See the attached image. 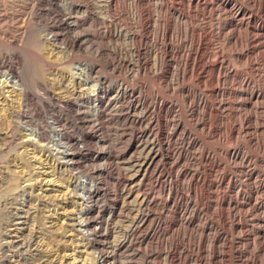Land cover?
<instances>
[{
	"label": "rangeland",
	"instance_id": "obj_1",
	"mask_svg": "<svg viewBox=\"0 0 264 264\" xmlns=\"http://www.w3.org/2000/svg\"><path fill=\"white\" fill-rule=\"evenodd\" d=\"M231 1L0 0V178L20 170L35 184L56 165L49 187L69 210L94 190L88 231L66 237L78 264L99 260L79 241L115 264H172L169 250L176 264H264V0ZM239 8L250 25H232ZM33 131L41 146L69 147L73 168L45 148L33 174ZM34 192L8 208L29 210V249H0V264H37L60 242ZM130 194H148L156 213L140 230Z\"/></svg>",
	"mask_w": 264,
	"mask_h": 264
},
{
	"label": "bare ground",
	"instance_id": "obj_2",
	"mask_svg": "<svg viewBox=\"0 0 264 264\" xmlns=\"http://www.w3.org/2000/svg\"><path fill=\"white\" fill-rule=\"evenodd\" d=\"M209 1V0H208ZM223 2H225V4L229 5L231 4V0H223ZM206 5V4H205ZM234 22L232 23V25L234 26H243L244 24L246 25H250V23L252 22L254 16L251 13V11L249 12L246 9L243 8H239L236 9L234 11ZM248 22V23H247ZM254 31L256 32H260L261 29L253 27L252 28ZM257 36V35H256ZM9 80V79H8ZM7 81V80H6ZM8 82V81H7ZM11 83V82H10ZM9 84V83H8ZM16 81L14 82L13 85H16ZM5 82H3V85L0 86H4ZM10 85V84H9ZM72 85V84H71ZM19 86V85H18ZM5 87V86H4ZM3 87V91L7 88L4 89ZM7 87V86H6ZM13 87V86H12ZM20 87V86H19ZM17 88V87H16ZM9 91V89H8ZM132 91V89H131ZM5 92V91H4ZM10 92V91H9ZM14 92V91H12ZM11 93V92H10ZM69 93V92H68ZM70 94V93H69ZM133 94V93H132ZM93 95L97 96L100 100V102H103V97L99 95L98 89L97 92H95ZM3 97V96H2ZM1 97V98H2ZM8 100V99H7ZM4 101V100H3ZM6 101V100H5ZM36 101V100H35ZM97 104V103H96ZM158 105V103H157ZM4 106V105H3ZM99 106V104H98ZM101 106V105H100ZM99 106V107H100ZM2 108V107H1ZM0 108V109H1ZM1 111V110H0ZM13 111V110H12ZM97 111V110H96ZM151 113V112H150ZM4 114V112H3ZM5 115V114H4ZM3 116V115H2ZM1 118V117H0ZM7 122V121H6ZM57 123V122H56ZM55 123V124H56ZM1 124V123H0ZM53 125V123H52ZM1 127V126H0ZM26 129V128H25ZM29 130V129H28ZM27 130V131H28ZM55 130V129H54ZM37 131V130H36ZM25 132V131H23ZM35 131L29 133V134H25L27 136V138L25 139V141L27 142L26 145L31 146V153L33 154L31 157H29V161L28 164H30V167L33 169V174L38 173L37 170V164L39 161V152L42 150H44L45 148L49 151H51L54 155H61V158L58 156V158L62 159L59 161V166L61 167H72L74 166L75 162H74V156L73 153L70 152V149L65 148V150H60L59 146L58 148H53L50 144V147H48L49 145H40L39 140L35 137H37L36 133L34 134ZM62 132V131H61ZM38 133V132H37ZM58 133V132H57ZM5 132L2 131V129L0 128V139L2 138L1 136L4 135ZM42 134V132H41ZM8 135V134H7ZM35 135L33 138L32 136ZM58 138H60V140L62 141L63 136L62 133L57 134ZM64 135V134H63ZM45 136V135H44ZM21 137V136H19ZM65 137V136H64ZM22 138V137H21ZM38 138V137H37ZM53 138V137H52ZM6 139V138H4ZM40 139V138H39ZM45 139V138H44ZM54 139V138H53ZM67 139V138H66ZM65 139V140H66ZM64 140V139H63ZM1 141V140H0ZM24 141V142H25ZM53 141V140H52ZM51 141V142H52ZM67 141V140H66ZM47 142V141H46ZM153 142V141H152ZM57 143V142H56ZM64 143V142H63ZM49 144V143H48ZM149 144V143H148ZM60 145V144H59ZM68 145V144H67ZM39 146H41L42 148L39 149ZM148 146V145H147ZM145 149V147H144ZM153 149V147L151 148ZM151 149L149 151H151ZM159 151V150H158ZM10 152V151H9ZM40 152V153H41ZM50 152V153H51ZM28 153V152H27ZM30 153V154H31ZM75 154V153H74ZM150 155H148L147 157V161H145V163L143 165H141V170H145L148 171V169H150L151 165H153V163L160 158L161 154L157 151L153 152L152 154L149 153ZM27 156V155H26ZM25 156V157H26ZM49 156V155H48ZM53 156V155H52ZM163 156V155H162ZM54 157V156H53ZM19 159V158H18ZM161 159V158H160ZM59 160V159H58ZM49 161V160H48ZM56 161V160H55ZM158 162V161H157ZM53 163V162H52ZM49 165V164H48ZM55 165V164H54ZM58 165V164H57ZM155 165V164H154ZM23 166V165H22ZM39 166V165H38ZM56 166V165H55ZM50 167L52 168L50 172L47 171H43L41 175H38L36 177V183L35 184H25L24 182L26 181H30V179L32 180V178L29 177V179H25V176L21 173V171H17V170H11V175H10V182H8L9 180H7L5 182V172L2 174V177L0 178V249H4L5 251H10L11 248L13 249V247H17V249H19V251H23L28 250L29 249V245L27 247V244H25V235L26 232L32 233L30 231L31 228H29V222H30V212L29 210H26L24 208H16V211H11L10 213L8 212V208H10V205L12 206L13 204H16L19 196L23 195L22 193H25L28 188L31 189V193L33 194L34 190L37 189V197L39 198L40 201L43 202V205L45 207L44 212L42 213V217H43V225L46 228H49V232H52V235L55 234L58 237L57 241H62L65 243V245L61 246L60 242L55 245L54 247H50V252H44V254L42 253H37L35 254V257L37 258L36 261L38 262L37 264H78L77 257L76 254L74 255L72 252L76 250V248H73L71 246V244L68 243V240H66V237H68L69 235L72 234V231L77 229L78 231L84 232L87 228H88V223H85V217L88 214V207L89 206V202H91L92 199V194H94V190H92L91 188L89 190H85L84 192H82L81 196L79 197V200H81V202L78 203V206L76 208H72L71 210H69L68 208H66V206L63 205L62 201H65V199L68 198H63L65 197V194L62 193L63 197H61L60 195H56L53 193L54 189L49 187L50 185H52V183H55V179L50 178V174L53 173V170L55 172L57 167ZM11 167V166H10ZM17 167V166H16ZM27 167V166H26ZM59 167V168H60ZM39 168V167H38ZM73 168V167H72ZM2 169V168H1ZM5 169V168H3ZM22 169V168H21ZM25 169V168H24ZM67 169V168H66ZM6 170V169H5ZM35 170V172H34ZM69 170V169H68ZM71 170V169H70ZM32 171V170H31ZM163 172V171H162ZM162 172H160V175H162ZM59 173V172H58ZM40 174V173H39ZM45 175V176H44ZM49 175V177H48ZM159 176V175H158ZM162 177V176H161ZM193 177V176H192ZM8 182V183H7ZM33 182V180H32ZM85 182V181H84ZM128 183V182H127ZM78 184V183H77ZM57 185V184H56ZM55 185V186H56ZM79 185V184H78ZM76 185V186H78ZM82 185V184H81ZM92 185V184H90ZM68 186V185H67ZM95 186V185H94ZM53 187V186H52ZM83 187V186H81ZM36 188V189H35ZM66 188V187H65ZM86 188V187H85ZM97 188V187H96ZM95 188V189H96ZM139 188V187H138ZM67 189V188H66ZM94 189V188H93ZM143 189V188H142ZM77 190V189H76ZM75 191V190H74ZM97 191V190H96ZM55 192V191H54ZM61 192V191H60ZM63 192V191H62ZM69 192V191H68ZM35 193V192H34ZM65 193V192H64ZM80 193V192H79ZM131 193V192H130ZM79 195V194H78ZM36 196V195H35ZM133 195L130 194L128 196V201L129 203L131 202H139V209H137V213L134 216V220H133V225L136 227V229L140 230L143 227H145L148 223H150L151 221H153L154 219H156L155 214L152 212L151 209V202L152 200L149 199L148 194H144L141 197H139V195L136 197H132ZM29 198L30 195H29ZM74 198V197H73ZM26 199V198H25ZM64 199V200H63ZM126 199V198H125ZM31 200V199H30ZM70 200V199H69ZM68 200V201H69ZM16 201V202H15ZM94 201V200H93ZM127 201V200H126ZM23 202V201H22ZM29 202V201H28ZM25 203V202H24ZM40 203V202H39ZM19 204V203H18ZM66 204V203H64ZM42 205V204H41ZM51 205V206H50ZM68 205V204H67ZM117 205V204H116ZM124 205V204H123ZM127 205V204H126ZM134 205V204H133ZM16 206V205H15ZM21 206V205H20ZM53 206V208L50 207ZM94 206V205H93ZM18 207V205H17ZM25 207V206H24ZM49 207V208H48ZM135 207V206H134ZM123 208V207H122ZM30 209V207H29ZM42 209V208H41ZM133 209V208H130ZM15 210V209H14ZM31 210V209H30ZM36 210V209H35ZM135 211V209L133 210V212ZM33 212V211H32ZM31 212V213H32ZM34 213V212H33ZM159 215V214H157ZM158 217V216H157ZM34 219V218H33ZM89 221V219H88ZM124 221V220H123ZM189 223L192 222V220H188ZM157 224L159 225V219ZM156 224V225H157ZM33 225V224H32ZM92 225V224H91ZM157 225V226H158ZM90 226V225H89ZM157 226H155V230L157 229ZM35 227V225H34ZM40 227V226H39ZM41 228V227H40ZM160 228V227H159ZM33 229V226H32ZM94 229V228H93ZM39 231V230H38ZM41 231V230H40ZM88 230H86L87 232ZM34 232V230H33ZM35 233V232H34ZM33 233V234H34ZM40 233V232H39ZM71 233V234H70ZM85 233V232H84ZM82 234V233H81ZM94 234V233H92ZM90 234V235H92ZM111 234V233H110ZM117 234V233H116ZM121 235V234H120ZM40 236V235H39ZM42 236V234H41ZM40 236V237H41ZM47 236V235H46ZM93 236V235H92ZM91 236V237H92ZM156 236V232L152 233L149 236H146L145 240L150 241L151 239H153ZM29 237V235H28ZM31 237V236H30ZM38 237V236H37ZM39 237V238H40ZM48 237V236H47ZM85 237V236H84ZM90 237V236H89ZM37 238V240L39 239ZM31 239V238H30ZM29 239V240H30ZM35 239V238H34ZM46 239V238H44ZM55 239V238H54ZM85 239V238H84ZM118 239V238H117ZM127 239V238H125ZM156 239V238H154ZM41 240V239H40ZM76 240V239H75ZM86 240V239H85ZM128 240V239H127ZM144 240V239H143ZM91 241V240H90ZM120 241V240H119ZM43 242V241H42ZM50 242V241H49ZM97 242V241H96ZM123 242V241H122ZM40 241H36L35 245H39ZM46 243V242H45ZM44 243V244H45ZM110 243V242H109ZM112 243V242H111ZM120 243V242H119ZM43 244V243H42ZM47 244V243H46ZM49 244V243H48ZM47 244V245H48ZM78 244L80 245V247L82 246L83 248H85V252L87 251L86 249H91L94 251H98V263L99 264H115V257L114 254L116 253H112V254H105L100 248V244L97 243H92L91 242V246H88V244L84 243L83 241H79ZM118 244V243H117ZM121 246H123V244L125 245L126 243H120ZM36 245V246H37ZM70 245V246H69ZM104 245V244H101ZM108 245V244H107ZM110 245V244H109ZM114 245V244H113ZM42 246V245H41ZM44 246V245H43ZM46 246V245H45ZM116 246V245H115ZM111 247V246H109ZM117 247V246H116ZM173 247V246H172ZM45 248V247H44ZM43 248V249H44ZM114 248V247H113ZM175 248V247H174ZM16 249V250H17ZM40 249V248H39ZM89 249V250H90ZM104 249V248H103ZM172 249V248H171ZM14 250V251H16ZM82 250V249H81ZM106 250V249H105ZM114 250V249H113ZM118 250V249H117ZM116 250V251H117ZM18 251V252H19ZM35 251V250H33ZM38 251V250H37ZM111 251V250H110ZM115 251V250H114ZM176 251V250H175ZM1 253V252H0ZM9 253V252H8ZM25 253V252H24ZM3 254V253H2ZM0 254V255H2ZM10 254V253H9ZM8 254V255H9ZM15 254V253H14ZM13 254V255H14ZM20 255H22L20 253ZM19 255V256H20ZM25 255V254H24ZM82 255H83V250H82ZM97 255V254H96ZM29 256V255H28ZM27 256V257H28ZM12 257V256H10ZM21 257V256H20ZM32 257V256H31ZM34 257V256H33ZM90 257V256H89ZM166 257L172 261V264H176L175 262V257L176 254L174 253V250H169L167 252ZM25 258V257H24ZM8 259V257L6 258ZM5 259V260H6ZM13 259V258H12ZM82 259V258H81ZM86 257L83 258L81 260V262H85L86 261ZM9 261V260H8ZM13 261V260H12ZM14 262V261H13ZM21 262V261H20ZM79 262V264L81 263ZM6 263V262H5ZM9 263V262H8ZM16 263V262H14ZM96 263V262H95ZM97 263V264H98ZM36 264V263H35Z\"/></svg>",
	"mask_w": 264,
	"mask_h": 264
}]
</instances>
